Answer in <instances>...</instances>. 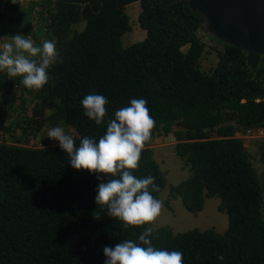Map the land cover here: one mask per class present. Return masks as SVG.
I'll list each match as a JSON object with an SVG mask.
<instances>
[{
    "label": "trees",
    "instance_id": "16d2710c",
    "mask_svg": "<svg viewBox=\"0 0 264 264\" xmlns=\"http://www.w3.org/2000/svg\"><path fill=\"white\" fill-rule=\"evenodd\" d=\"M132 1H138L137 26L145 34L122 46L120 37L130 30L124 9ZM20 2L22 13L35 4L45 9L47 31L36 45L55 40L63 63L48 70L49 81L38 91L0 71V264H104L105 246L139 242L148 224L125 227L95 203L97 176L107 181L108 175L77 170L59 145L29 146L27 138L42 127L61 126L74 131L77 146L84 136L98 142L115 111L140 98L156 126L134 175H152L163 189L149 144L160 133L171 134L173 152L189 175L168 187L170 196L193 214L205 198L216 196V209L227 218L222 232L153 228V246L182 252L184 264H264V191L249 152L234 136L264 132V56L221 42L213 48L214 65L200 70L206 45L198 30L204 22L187 0ZM0 5L2 34L21 25V13L11 0ZM13 86L25 94L12 97ZM89 94L108 100L102 125L83 114L81 100ZM159 192L152 195L160 199Z\"/></svg>",
    "mask_w": 264,
    "mask_h": 264
},
{
    "label": "clouds",
    "instance_id": "9594fccd",
    "mask_svg": "<svg viewBox=\"0 0 264 264\" xmlns=\"http://www.w3.org/2000/svg\"><path fill=\"white\" fill-rule=\"evenodd\" d=\"M11 2L16 4L19 0ZM57 63H63V60L55 40H44L42 46H37L30 36L16 34L0 49V71H6L9 77H21L28 89H42L49 81L48 70ZM81 104L83 114L96 125L106 122L108 100L105 96L89 94ZM106 123V132L98 142L93 137L84 136L77 146L74 137L61 126L49 129L47 136L59 141L73 168L109 176L107 181L97 176L101 182L95 196L96 205L106 206L109 217L123 221L125 227L155 222L164 206L163 200L152 195L160 190L155 177L138 178L134 175L156 126L147 101L132 99L129 106L116 110L114 118ZM95 219L99 220V216ZM153 231L152 227L145 228L138 236L139 242L123 240L115 247L105 246L103 252L107 259L104 264H184L182 252L153 246ZM217 258L224 259L222 255Z\"/></svg>",
    "mask_w": 264,
    "mask_h": 264
},
{
    "label": "rangeland",
    "instance_id": "374dc122",
    "mask_svg": "<svg viewBox=\"0 0 264 264\" xmlns=\"http://www.w3.org/2000/svg\"><path fill=\"white\" fill-rule=\"evenodd\" d=\"M136 6L139 8L138 3ZM131 10L132 7L130 8V6H126L124 9V12L128 16L130 30L123 33L120 37V43L122 46H127L134 41L140 40V38L144 36V30L137 26V13L133 15ZM82 27L83 22L75 26L77 30H80ZM198 34L206 45L205 51L199 59L198 66L200 70L208 71V69L214 65L217 58L213 48L219 49L221 47V42L212 37L204 27L198 30ZM137 37L140 38L137 39ZM185 48L186 46L181 47L182 50H185ZM21 79L22 78H19V86L22 85ZM5 88L8 89L7 87ZM21 90L22 93L25 94L26 89H20L13 86L10 91L11 96L17 99ZM16 92H18L17 96ZM8 93L9 91L6 92L7 96ZM2 97L0 93V102H2L1 104L3 106L5 102L2 100ZM6 100L7 103L9 99ZM24 100L25 107L30 106L31 101L27 96L24 97ZM2 108L4 109V106ZM6 111L8 110H5L4 112ZM173 128L175 129L178 127L174 126ZM64 130L67 134H74V131L69 128H64ZM48 131V127H42L36 134H34V136L27 138V145L36 147L59 145L58 140L47 137ZM234 136L241 138L243 146L249 152L251 163L256 170L258 179L264 191V163L261 159V152L264 151V132L259 129H253L243 134L236 132L234 133ZM174 143L175 140L171 134L162 135L160 133L159 135H156L149 144L152 149L153 158L158 164V167L165 179L164 187L159 192L158 196L161 200H163V202H167L168 207L164 203L161 215L155 222L148 224V226L152 228L166 226L173 233L192 228L199 230L213 228L217 232H222L226 227L227 218L224 212H219L216 209V205L219 201L218 197L211 196L205 198L202 208L193 214L184 209L178 197L172 198L170 196L168 187L185 179L189 175L187 168L184 167L181 160L176 157L173 152ZM262 216L264 218V200H262Z\"/></svg>",
    "mask_w": 264,
    "mask_h": 264
},
{
    "label": "water",
    "instance_id": "95a60500",
    "mask_svg": "<svg viewBox=\"0 0 264 264\" xmlns=\"http://www.w3.org/2000/svg\"><path fill=\"white\" fill-rule=\"evenodd\" d=\"M220 42L264 56V0H187Z\"/></svg>",
    "mask_w": 264,
    "mask_h": 264
},
{
    "label": "built area",
    "instance_id": "2783aa9c",
    "mask_svg": "<svg viewBox=\"0 0 264 264\" xmlns=\"http://www.w3.org/2000/svg\"><path fill=\"white\" fill-rule=\"evenodd\" d=\"M3 5H0V10L2 11ZM27 13H29V18H30V27L28 30H20V34L26 36V37H31L33 39V41L35 42H39L40 37L39 36H35V33L33 32V29L36 25L40 26L38 31L40 32V35L42 33H46L47 28H46V24L49 22V20L46 17L45 13V9L41 8L39 5L35 4L32 6V11L31 10H27ZM1 24V22H0ZM7 42V40L3 37V35L0 32V49H2V45L3 43ZM48 137V136H47Z\"/></svg>",
    "mask_w": 264,
    "mask_h": 264
},
{
    "label": "crops",
    "instance_id": "0c3cea01",
    "mask_svg": "<svg viewBox=\"0 0 264 264\" xmlns=\"http://www.w3.org/2000/svg\"><path fill=\"white\" fill-rule=\"evenodd\" d=\"M137 3H138V1H132L131 3H129V4H127L126 6H130V8L132 7V10H131V13L133 14V15H135L136 13H138L139 12V9L140 8H137ZM21 4V2H20V0H19V3H16L15 4V7H16V12H19V13H21L22 14V16H21V14H20V17H21V25H18V27L17 28H10V29H8L7 31H6V33H2V35H3V37L5 38V39H7V42H10L11 41V36H14V35H16V34H20V30L22 29V30H28L29 28H31L30 27V18H29V13H27V12H24V13H22V9L23 10H25V7L24 6H21L20 5ZM125 6V7H126ZM79 23H81V22H79ZM78 23V24H79ZM2 24H4V23H1L0 24V30H1V28L3 27V25ZM77 24V25H78ZM76 25V26H77ZM26 26V27H25ZM39 27L40 26H38V25H36L35 27H34V29H33V32L35 33V36L37 37V36H41L40 35V32L38 31V29H39ZM8 32V33H7ZM145 34V33H144ZM7 37V38H6ZM144 37V36H143ZM143 37H137V39H142ZM4 72H6V71H4ZM21 78V77H20ZM18 94V92H16V95Z\"/></svg>",
    "mask_w": 264,
    "mask_h": 264
}]
</instances>
